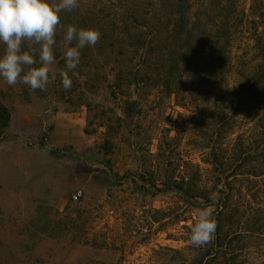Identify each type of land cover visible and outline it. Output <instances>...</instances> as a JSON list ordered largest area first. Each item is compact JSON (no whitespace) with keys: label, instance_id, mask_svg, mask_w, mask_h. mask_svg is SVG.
Wrapping results in <instances>:
<instances>
[{"label":"rangeland","instance_id":"obj_1","mask_svg":"<svg viewBox=\"0 0 264 264\" xmlns=\"http://www.w3.org/2000/svg\"><path fill=\"white\" fill-rule=\"evenodd\" d=\"M250 6L237 4L219 79L205 60L190 61L163 88L156 56L136 52L130 38L81 53L68 73L80 88L69 97L63 42L53 46L60 58L46 90L0 77L13 115L0 142V264H197L194 217L210 207L215 219L224 203L227 248L202 264H264V25ZM186 165L213 187L211 204L169 189ZM75 191L82 197L72 202Z\"/></svg>","mask_w":264,"mask_h":264},{"label":"trees","instance_id":"obj_2","mask_svg":"<svg viewBox=\"0 0 264 264\" xmlns=\"http://www.w3.org/2000/svg\"><path fill=\"white\" fill-rule=\"evenodd\" d=\"M238 2L239 0H78L77 8L60 13L61 25L65 27L57 29L55 39L56 43H64L63 35L67 25L98 30L101 34L99 42L94 47L85 46L81 49L80 54H84L101 50L102 44L106 42L107 49L119 48L125 38H130L136 52L144 51L145 54L156 56L160 68L159 78L161 76L159 84L166 89L182 78L186 64L190 61L195 65L197 61L199 64L205 60L213 73L209 79H219L227 65L231 35L238 25ZM132 7L135 11L130 12ZM250 11L264 25V0H251ZM256 45L262 62L258 68L260 74L256 75V82L259 84L264 82V31L257 37ZM23 47H29L27 42ZM0 50L4 51L3 44L0 45ZM53 51L55 53V49ZM205 54L210 58L204 59ZM59 56V53H55L57 59ZM121 75L120 70L118 78ZM78 88V81L73 82L71 89L64 92L69 97ZM222 96L218 98L224 103L222 101L225 97ZM11 112L0 100V140L10 125ZM217 161L218 159L213 164ZM191 167L186 165L181 170L176 169L181 178L179 182L171 178L169 189L178 191L194 204H211L213 187L207 191L201 187L200 171L196 175ZM220 209L215 218L217 228L212 241L202 247L190 246L197 253L192 259L194 263L202 264L206 260L209 263L218 256V251L227 248L230 235L223 223L229 222L230 210L227 203Z\"/></svg>","mask_w":264,"mask_h":264},{"label":"clouds","instance_id":"obj_3","mask_svg":"<svg viewBox=\"0 0 264 264\" xmlns=\"http://www.w3.org/2000/svg\"><path fill=\"white\" fill-rule=\"evenodd\" d=\"M77 7L78 0H0V43L4 45L0 77L9 86L22 82L33 91L46 90L50 83V66L55 59L53 46L57 29L65 27L61 25L60 13ZM100 37V32L94 28L66 26L63 35L66 70L60 71L65 91L72 87L68 73L78 67L80 50L85 46L94 47ZM25 42L29 44L27 49L23 47ZM216 228L211 208L199 209L190 227L189 243L193 247L210 243Z\"/></svg>","mask_w":264,"mask_h":264},{"label":"built area","instance_id":"obj_4","mask_svg":"<svg viewBox=\"0 0 264 264\" xmlns=\"http://www.w3.org/2000/svg\"><path fill=\"white\" fill-rule=\"evenodd\" d=\"M82 197V191H75L72 195H71V201L72 202H77L81 199Z\"/></svg>","mask_w":264,"mask_h":264},{"label":"crops","instance_id":"obj_5","mask_svg":"<svg viewBox=\"0 0 264 264\" xmlns=\"http://www.w3.org/2000/svg\"><path fill=\"white\" fill-rule=\"evenodd\" d=\"M12 123H13V115H12V112H11V122H10V125L8 127V129L5 131V135L4 137L2 138V140H4V138L7 136V134L10 132L11 128H12ZM0 140V142L2 141ZM11 170H14L13 168H11Z\"/></svg>","mask_w":264,"mask_h":264}]
</instances>
